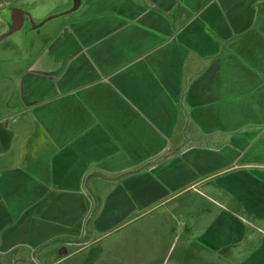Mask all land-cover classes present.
<instances>
[{
    "label": "crops",
    "instance_id": "1",
    "mask_svg": "<svg viewBox=\"0 0 264 264\" xmlns=\"http://www.w3.org/2000/svg\"><path fill=\"white\" fill-rule=\"evenodd\" d=\"M68 1L0 41V255L264 264V0Z\"/></svg>",
    "mask_w": 264,
    "mask_h": 264
},
{
    "label": "rangeland",
    "instance_id": "2",
    "mask_svg": "<svg viewBox=\"0 0 264 264\" xmlns=\"http://www.w3.org/2000/svg\"><path fill=\"white\" fill-rule=\"evenodd\" d=\"M25 0H0V35L7 32L8 28L11 27V15L14 10H20L24 12L25 10H29L32 12L34 18H39L45 16L48 19L51 15L61 14L66 11V7L69 6L70 1L68 0H37V7L34 8L31 4H27L24 2ZM48 15V16H47ZM36 18V19H37ZM51 18H49L50 20ZM47 20L46 23H49ZM30 22L26 20V24ZM38 23V22H37ZM23 31L19 33H14L9 38H5L3 40H10L16 37H22ZM30 37H33L34 33L30 31L28 33ZM7 44V41H4ZM0 264H45L43 258H40L39 262L37 261L38 255L36 257L35 252L32 251H20V247L12 250L8 254L0 255Z\"/></svg>",
    "mask_w": 264,
    "mask_h": 264
},
{
    "label": "water",
    "instance_id": "3",
    "mask_svg": "<svg viewBox=\"0 0 264 264\" xmlns=\"http://www.w3.org/2000/svg\"><path fill=\"white\" fill-rule=\"evenodd\" d=\"M19 12H20V16L18 15V19L14 20V26L11 27L7 32L0 35V41L22 26L23 16L21 15V11H19V10L15 11L16 14H19Z\"/></svg>",
    "mask_w": 264,
    "mask_h": 264
},
{
    "label": "flooded vegetation",
    "instance_id": "4",
    "mask_svg": "<svg viewBox=\"0 0 264 264\" xmlns=\"http://www.w3.org/2000/svg\"><path fill=\"white\" fill-rule=\"evenodd\" d=\"M15 11H16V10H14L13 13H12V15H11V22H12L11 27L14 26V20H15V19H18V15L20 16V12H19V14H16ZM19 11H20V10H19ZM30 19H31L30 17H28L27 15H25V16L23 17V23H25L26 20H28V21L31 23V20H30ZM24 20H25V21H24ZM11 27H9L8 30H9ZM20 28H21V27H20ZM20 28H18V29H17L16 31H14L13 33L19 31ZM8 30H7V31H8ZM13 33H11V34H13Z\"/></svg>",
    "mask_w": 264,
    "mask_h": 264
},
{
    "label": "trees",
    "instance_id": "5",
    "mask_svg": "<svg viewBox=\"0 0 264 264\" xmlns=\"http://www.w3.org/2000/svg\"><path fill=\"white\" fill-rule=\"evenodd\" d=\"M242 215L246 216V217H250V215L247 214V212H242ZM254 223L258 226H260L261 228H264V222L262 221H258V220H254ZM251 231V229H248V233ZM257 245V244H256ZM252 241H248V248L253 249L256 246Z\"/></svg>",
    "mask_w": 264,
    "mask_h": 264
}]
</instances>
